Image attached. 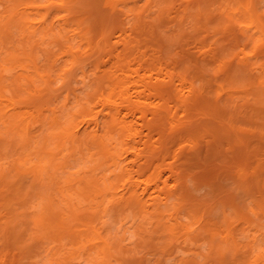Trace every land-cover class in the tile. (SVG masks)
I'll return each mask as SVG.
<instances>
[{"label": "rangeland", "instance_id": "374dc122", "mask_svg": "<svg viewBox=\"0 0 264 264\" xmlns=\"http://www.w3.org/2000/svg\"><path fill=\"white\" fill-rule=\"evenodd\" d=\"M10 3L12 1L5 5ZM31 3L37 6L52 3L40 12L52 14L48 22L50 19L52 26H55L53 35L39 23L41 18L38 10L29 9L27 19L34 22L30 31L35 34L24 32L22 36L17 34L16 37L36 46V62L42 70L54 75V89L51 90L50 97L44 95L49 91L44 92L42 97L27 95V99L19 104L16 111L4 104L3 111L26 114L23 124L28 125L32 146L23 158L27 159L26 169L33 171L26 175L24 185L27 190L41 192L45 196L51 193L53 203L58 206L57 210L62 212V219L72 229H60L58 233L49 229L47 224V228L41 233L48 231L44 243L26 253V245L31 240L25 239L23 243L14 244L5 231L8 228L12 231L24 227L20 221L25 216L29 220L27 235L33 234L36 231L34 220L41 216L47 217L48 211L39 196H35L28 205L15 203L6 208L4 203L11 197V191L2 192L7 189L2 185L0 264H238L239 261V264H264L256 255L264 250V114L257 115L249 108L258 107L254 94L258 88L255 86L261 84L260 88L264 89V30L261 33L257 28H247L246 25L251 20L250 17H244V9L240 3L232 0H128L126 6H120L126 12L120 19L127 23L124 25L128 27L127 31L122 34L120 28L109 23L108 27L112 30H107L105 38L98 31L95 16L86 19L88 14L83 1L31 0ZM17 4L18 8L26 6L20 2ZM257 4L256 9L263 16L264 22V0H258ZM228 15L233 17L235 23L228 21ZM209 16L211 17L208 18ZM80 18L85 20L84 23L80 22L83 20ZM242 35L249 36L251 44L245 41L248 37ZM120 40L125 41L123 43ZM243 51L249 53V59H244ZM243 60L249 62L245 65V74L239 78H229L227 68L232 64L238 65ZM28 61L8 64L2 71L9 90L15 88L12 85L15 78L22 74L34 75V68ZM162 65L165 68L162 69ZM169 72L175 76L174 86L183 97L190 96V91L186 88L194 82L207 88H203L206 101L209 100L215 107L220 103L223 108L217 111L215 108L210 109L212 111H209L208 116L195 111L192 117L177 100L172 101L168 96H158L156 91L152 93L143 89L145 81L150 84L154 80V84L157 82L163 85L164 81H169ZM143 75H146L145 81L142 80L145 79ZM147 76L152 80L148 81ZM180 76H186L187 81L179 79ZM101 77H105L104 80ZM99 78L104 82L101 86L97 85ZM186 82L188 86H185ZM112 84L118 86L112 88ZM219 86L226 90H220ZM181 87L185 90H181ZM117 88L119 89L114 90ZM248 90L251 92L247 93ZM181 91L187 93L182 94ZM127 92L134 101L143 104L148 114L141 119L140 110L135 112L138 116V122L134 126L135 132H138L135 139L129 137V131L109 134L114 138L107 140L106 145L111 152H116L115 161L120 163L117 167L113 160L101 157L98 149L89 152L87 148L88 143L99 134L95 117L99 114V120H103L105 113L109 111L108 108V111L104 110V114L101 113L104 109L103 94L121 102L120 94L126 93L127 97ZM138 96L140 97L137 98ZM160 98L163 103V100H169L167 102L169 106L172 105L170 107L174 113L173 117L165 116L166 130L155 124L149 128L146 124L152 117L151 112L161 107ZM47 99L48 102L43 101ZM53 109L58 111L59 116L71 112L66 115L67 118L76 114L75 121L72 124L70 122V128L80 131L76 139H69L64 144L65 147L58 149H55L60 141L57 136L62 128L54 123ZM230 116L233 121L229 124ZM84 118L89 119V122L76 129ZM129 118L131 120L132 116L129 115ZM191 118L194 124L186 131L175 125H181L180 122L186 125V121L188 124ZM65 120L66 117H63L62 121ZM225 125L228 129L226 132L213 130ZM118 128L119 126L116 127L117 132ZM0 129L2 134L6 132L4 125H0ZM14 133L15 130L5 133L7 139L11 140ZM50 134L53 136L49 139L51 144L47 149L56 154L53 162L50 161L49 154L41 153L43 143L39 142L43 136ZM86 137V141L83 140ZM146 138H152L147 141L148 145L144 143ZM218 139L221 153L226 155L219 154L220 157L217 155L213 158L210 155L216 149V142L213 140ZM241 140L245 141L235 150L234 146ZM129 143L135 144L137 151L135 149L134 153H126L124 149L131 146ZM8 148L9 146H0V170L7 171L8 179L15 182L17 177L14 176L16 172L12 163L19 154L14 150L6 153ZM245 148L248 152L242 162L238 154H242ZM91 153L95 155L92 156ZM99 158L100 164L97 165L95 159ZM122 167L126 168L123 169L124 172L120 170ZM176 171L178 175L175 174ZM45 172L49 174L39 176ZM94 175L112 180H117V175L123 176L115 181L114 194L107 196L102 206L95 194L86 198L80 189V181ZM130 178L134 179L132 182L135 188L126 197L133 196L134 202L129 199L127 205L120 200L127 190L123 184ZM157 183L161 187L165 186L162 193L156 189ZM147 185L149 193L145 194ZM62 192L70 198V204H75L73 218H67L71 210H68V202L63 198ZM153 197L158 199L153 200ZM159 199H162V203ZM18 209L24 211V214L16 218ZM88 212L94 213L95 218L87 219ZM13 213L16 221L7 223V217L13 216ZM46 222L49 223L50 220ZM89 226H97V230L111 242L112 248L108 255L104 252L105 245ZM241 258L245 261H241Z\"/></svg>", "mask_w": 264, "mask_h": 264}, {"label": "bare ground", "instance_id": "6f19581e", "mask_svg": "<svg viewBox=\"0 0 264 264\" xmlns=\"http://www.w3.org/2000/svg\"><path fill=\"white\" fill-rule=\"evenodd\" d=\"M9 1L10 2L12 1V4L10 3V5H5L6 2H9ZM76 1H83L86 4V11H87V14H88V17L86 18L87 20L89 18H91V16H95L94 20L97 23V26H99V30L98 31L102 33L103 38H105V36L107 34L106 32H107L108 29L112 30L110 26L108 27L109 23L114 25V26H117L118 28H120L122 30V32H123L122 34H125L124 32L127 31L128 27H124V25H127V23L126 22L124 23L120 19L121 16L126 15V12L120 6L121 5L126 6L128 0H76ZM232 1H237V3H240L241 8L244 9V13H243L244 17H246V18L250 17L251 23L246 25L247 28L248 29L257 28V29L260 30L261 33H263V30H264V22H263V19H262L263 16H261V13L259 11H257L258 9H256V5H258L257 4L258 0H249V1H247L248 3L246 2V0H232ZM19 2H20V4L21 3L26 4V6L24 8H18L17 7L18 6L17 3H19ZM26 2H29V3H26ZM51 5H52V3L47 4V5L37 6L34 3H31V0H0V125H4V127L6 128V132L5 133H7V134H8V132L10 130H15V133H14L15 135L13 136V138L11 140H8L7 139V134H5V133L2 134L1 133L2 130L0 129V146H3L5 148H7V146H9V148L6 150L7 151L6 153H8V151H13L14 150V151H17L16 153L19 154V157L15 160V162L12 163L14 171L16 172L14 176L17 177V180H15V182H11L12 180L10 181L8 179L7 171L0 170V186L3 185L5 187H7V189L2 190V192L10 193V191H11V197L9 196V199H8V196H7L8 201L4 203V206L6 208H8L9 206H11V205H13L15 203H18L19 205H28L35 196H39V197L42 198L43 205H44L45 209L48 211V216L47 217L41 216V217H38V218H36L34 220L35 225H36V231L33 234H28L27 235V232H28L27 225H28V221L29 220H27L25 216H22L23 218L25 217V219L22 218L21 221H20V222L23 223L24 227L20 228L19 230L13 229L12 231H10L11 229L8 228V230L5 231L8 239H12L14 244L23 243V240H25V239L26 240H31L30 244L26 245V253H30L31 250H34L35 248H37L39 244L44 243V238L47 237V235H48L47 232L48 231L43 233V234H41V233H42V231H44L47 228V224L49 225L48 226L49 229H51V230L54 229V231H57V232L60 229H62V230L64 229V231H69V230L72 229V228H70V226L69 227L67 226V222H65L66 220L64 221L62 219V218H64L63 215H62V212L60 210H57L58 206H55V204L53 203L52 196H50L51 193H48V196H49L48 197V196H45L44 193H41V192H37L36 193V192H34L33 190H30V189L27 190V187L24 185V179H25L26 175L29 172L33 171V170L26 169L27 168L26 167L27 159L23 158L24 155H26L25 153L32 146V136H31L30 131L28 130V125L23 124V122L26 120V118L24 117L26 114L24 112L23 113H18V111L10 114L9 111H6V112L3 111L4 110V108H3L4 104L8 108L12 107V110L16 111L19 108V104H23L25 99H27V95H35V96L37 95V96L42 97L44 92H46V91H49V92H47L44 95L50 97V94H52L51 90L54 89V87H53L54 75L51 72H46V71L42 70L41 66H39L37 64V62H36L37 58L35 57L36 46L35 45L31 46V45H29V43H24L25 41H23V40L21 41V40H19L16 37L17 34L22 36L24 32H26V34H29V33L35 34V32L30 31L31 25H33L34 22H32L31 20L27 19V16H28L27 10H29V9H37L38 10V16L41 18L39 23L43 25L42 27H44L47 30V32H49V33L51 32V34H52V31H54V27L55 26H52L53 24L50 23L51 22L50 19H49V22H48V18L52 14L50 12H47L46 14H42L40 12V10L42 8H47V7H50ZM210 17L211 16H209L208 18H210ZM226 17H225V19H226ZM228 17H229V15H228ZM228 17H227V19H228L229 22L235 23L234 20L232 19L233 17L232 18H230V17L228 18ZM80 19H83V18H80ZM84 21H85L84 19L80 20L81 23H84ZM24 28H26V29H24ZM53 33L56 34V32H53ZM128 35H129V33H128ZM242 36H244V35H242ZM244 37H248V38H245V41H247L249 44H251V41H250L251 39H249V36L246 35ZM182 38H183V36H182ZM125 40H120V41H122L124 43ZM108 41H110V40H108ZM105 42L108 43L107 40ZM117 43H118V41H117ZM262 45H264V44L262 43ZM26 46H28V48ZM112 46H113V44H112ZM69 51H72L71 48H69ZM243 53H242L243 57H245L244 59H249V53L246 52V51H243ZM122 58L123 57L121 56V59ZM23 60H29L28 61L29 65L33 66L32 68H34V71H33L34 75L33 76H30L28 74L20 75L18 78H15V80H14V82L12 84L15 88H13V90H9L8 89V85L6 84V81L3 80L4 77L2 75V71H4L7 68L8 64L13 65V64L21 62ZM30 63H32V65ZM248 63L249 62L247 60H243V62L238 64V65L237 64L236 65L232 64L230 67H228L227 68V74H228L229 78H232V79H233V77L239 78L243 74H245V72L247 70L245 65H247ZM162 66H161L162 69L165 68L164 65H162ZM139 74L140 73H138V75ZM202 74H203V71H202ZM109 75H110V73H109ZM167 75L169 77V81H166V82L164 81L163 85H162V83H161V85L157 84L156 81H155L156 84H154V82H153L154 80L151 81L152 78L150 80L149 76H147L149 78L147 80L148 81L150 80L151 83H153L154 85L151 84V83H150L151 85L148 84L149 82L145 81L146 80V78H145L146 75H145V77L143 75V77L145 79L141 78L142 75L139 78H141L142 80L145 81L143 89H147L148 91H151V92L152 91H154V92L156 91L159 94L158 96H162L163 98L165 96H168V99L172 100V101L173 100L174 101L177 100L178 104H180L182 107L184 106L183 108H185V112H188V114H190L192 117H193L192 114H194L195 111L199 112V114H201V115L208 116L209 111H212L210 109L215 108L216 111H217L219 108L220 109L223 108L220 103H217L218 105H216V107H215V105H212V104H210L208 102L209 100L206 101L205 99H207V98L205 97V92L203 90V88H205V87L202 88L201 87L202 85L201 86H200V84L196 85V83H194V82L191 83V86H188V82H186L185 84H187V85H185V86H188V88L183 86L182 83H181V85L183 87H185L186 90L189 89L188 91H190V96L189 97L188 96L187 97L184 96L185 97L184 98L183 95H181L180 93L177 92L178 90L174 86V81H175L174 77L175 76L173 77V74L170 73V72L167 73ZM151 77H153V76H151ZM34 78H36V79H34ZM101 78L104 80L105 77H101ZM139 78H138L137 81H139ZM102 79H100L99 83L97 84L98 86H99V84L101 86V84L104 83ZM179 79H181L182 81H187L186 76H180ZM243 80H244V78H243ZM115 81H117V79ZM37 82H40V84H37ZM115 83H117V82H115ZM140 83L138 84L139 86L142 85V83H141V85H140ZM158 83H160V81ZM183 84H184V82H183ZM114 85H113L112 88L118 86L117 84H116L117 86L116 85L114 86ZM98 86H97V88H98ZM260 86H262V85L259 84V85L255 86L258 89L256 91H254V94L256 95L255 98H257L256 104L258 103V107L257 106L249 107V108H252L253 109L252 111L254 113H256L257 115H260L262 113L264 114V108H262V105L264 106V89L260 88ZM136 87H138V86H136ZM177 87H179V86H177ZM185 88H183V89L185 90ZM118 89L119 88L114 89V90H118ZM183 89L181 87V90H183ZM221 89L222 90H226V88L223 87V86L220 87V90ZM137 90H139V89H137ZM141 90H142V87H141ZM205 90H207V88H205ZM142 91H144V90H142ZM154 92H152V93H154ZM181 92H182V94L187 93V91L184 92V93H183V91H181ZM225 92L227 93V91H225ZM246 92L249 93V92H251V90H248ZM8 93H11V95H8ZM136 93H139V91L138 92L136 91ZM146 93L149 94V92H146ZM188 94H186V95H188ZM220 94L222 95L223 93L221 92ZM89 95L90 94H88V96ZM127 95L128 96L126 97V93L120 94L121 102H117V101L113 100V98L111 96H107L106 94H103V106H104V109H103V111L101 110V113H103L104 110H106V109H107L106 111H108V108H109V111L105 113V119H103V120L102 119L99 120L100 119V117H99L100 115L99 114H98L99 116L97 115V117H95V120H96V124L95 125L98 128L99 134H97V136H96L97 138L96 139H93V140H91L88 143V148H87L89 150V152H91V150H93V149H98L101 157L105 156L106 159L113 160L114 164L118 165L117 167H119L120 163L115 161L116 160V155H115L116 152H111L109 147L106 145V141L107 140H112L114 138L113 135H109V134H114L115 135V132L116 133H119V132L122 133V132L129 131V137L135 139V137L138 136L137 135L138 132H135V127H134L135 124L138 122L137 121L138 120V116H136L135 112L137 113L140 110L139 118H141V119L146 118L147 114H148L147 113L148 111L146 112V109L143 108V104L142 103H140L139 101H134L132 95L129 94L128 92H127ZM226 96H229V95H226ZM78 97H79V95H78ZM139 97L140 96H138L137 98H139ZM223 97H225V96H223ZM48 99L47 100H43V101L44 102H46V101L48 102ZM166 99H167V97H166ZM160 100L162 102L161 98H160ZM169 100H163L164 101V103L162 102L163 104H161V102H160L161 107H157L154 111L151 112L152 117L149 119L148 123H146L149 126V128L151 127V125L155 124L156 126L158 125V126L162 127L164 130H166V128H167L166 126L167 125H166V123L164 121L165 120V116L166 115L167 116L170 115V117L174 116V113L171 110L172 105H170L171 106L170 107L169 106V102H167ZM40 101H41V99H40ZM172 101H170V103ZM224 101H226V100H224ZM255 101L256 100H254V102ZM216 102H218V101H216ZM246 102L249 103V101H246ZM37 103H39V102H37ZM256 104L253 103V105H256ZM123 105H125L126 107H122ZM245 106H246V104H245ZM124 110H126L127 112H125ZM53 111L55 113V121H54V123L57 124L58 127L62 128L61 133L57 136V138L60 139V141L56 145L55 149H58L60 147H62V148L65 147L64 144H66V142L69 139H73V140L76 139L77 135L79 134L80 131H78V130L74 131L72 127H71L72 129L70 128V125L75 121V116H77L76 114L71 115L70 118H67L66 115L70 114L71 112H68L66 115H63V116L60 115L59 116V114H57L58 113L57 110L53 109ZM218 113H220V112H218ZM188 114H186V115H188ZM129 115L132 116L131 120H129L130 119ZM63 117H66L65 121H62ZM188 117H190V116L188 115ZM214 117H213V119L215 120ZM216 117L219 118V115H217ZM231 117L232 116H230V118ZM221 118H223V117H221ZM227 118L229 119V117H227ZM141 119H139V120H141ZM228 119L225 118V120H228ZM182 121H184V119ZM231 121H233L232 118L230 119L229 124H230ZM70 122H71V124H70ZM88 122H89V119L85 120V118H84L75 128L78 129L81 124L88 123ZM68 123H69V125H67ZM175 123L176 122H174V124ZM180 123H181V125L184 124V122L183 123L180 122ZM193 124H194V120L191 118L190 120H188V124H187V121H186V125L187 126L186 125L181 126V125H178V124H175V125L185 129V131H186ZM175 125H174V128H175ZM117 126H119L118 132L116 131V127ZM21 127H23V128L21 129ZM213 127H214V125H213ZM22 130H24V131H22ZM213 130H215L216 132H220V133L223 130L224 131L225 130L228 131V129H226V125L224 127L222 126V128H220V127L217 128L216 127ZM19 131H22V133H20ZM263 132H264V128H263ZM16 135H18V137H16ZM52 136H53L52 134L48 135L47 137L43 136V138L39 141L40 144H41V141L43 143L42 146L40 147L41 153L42 154H49L48 156H50V161L51 162H53L55 157H56L55 153H52V152L48 151V149H47L50 146L49 144H51V143H49V139ZM226 136H230V135H226ZM223 137H225V136H223ZM230 138H231V136H230ZM86 139H87V137L84 138L83 140L86 141ZM146 139H147L146 141H145V139L143 140V141H145L144 142L145 144L148 143L147 141L150 138L149 139L146 138ZM243 139H245V138H243ZM219 140L220 139L213 140V141L216 142V144L214 143L215 146H216L215 147L216 149H215L214 152L212 151L213 152L212 154H210L213 158H216L217 155H219V154H222V156L226 155L225 153H221V149H220V144L221 143H220ZM242 140H241L240 143H237L236 146H234L235 150H236V148L238 149V147L241 146L242 143H244L245 140L244 141H242ZM9 142H12V143H9ZM144 143H142V144H144ZM62 144H63V146H62ZM148 144H146V145H148ZM159 144H160V142H159ZM149 147L150 146H148V148ZM154 147H156V146H154ZM136 148L137 147H135V144H133L131 146H128L126 149H124V151L126 153H132L133 151H135ZM196 150H198V149H196ZM247 150L248 149L245 148L244 152H242V154H241V152L239 154L237 153L238 157L241 156L240 159H241L242 162H244L245 156H246V154L248 152ZM136 151H137V149H136ZM95 154H97V152ZM95 154L91 153L92 156H94ZM137 154H139V152ZM219 157H220V155H219ZM100 160H101V158L95 159V161H97L96 162L97 165L100 164ZM120 160H121V157L119 156V161ZM147 163H148V161H147ZM144 166H146V164H144ZM240 166H241V164H240ZM53 167L56 169V165H54ZM147 167H148V164H147ZM6 169H8V167H6ZM123 169L125 170L126 168H123V167L120 168L121 172H124ZM139 169L141 170V168H138V170ZM172 169H173V171H175L174 168H172ZM172 169H170V170H172ZM240 173H241V171H240ZM44 174L48 175L49 173L45 172V173H42L39 176H43ZM175 174L178 175V171H176ZM119 177H123V176L122 175H117V177L115 178L117 180H112L111 178L110 179H104V178H101V177L97 178V177H95V175L93 177H91V176L90 177H86V178H83L80 181L81 182L80 189L82 191V194H84L86 198H91L95 194V197L100 200L99 201V205L102 206L105 203V201H106V197L114 194L113 188L116 185L115 181H118ZM211 177H212V175H211ZM234 178H235V176H234ZM132 179L133 178H130L129 180H127L123 184V187L125 189H127V190L125 191L124 195L121 197L120 201L121 202L124 201L123 203L124 204L126 203L127 205H128L127 202H128L129 199H131L132 202H134L133 196H131L129 198L126 197L128 195V193H130L131 191H134L135 186L133 185V182H132L134 179L133 180ZM262 181H264V180H262ZM246 182H247V180H246ZM163 184L165 185V182H163ZM261 184L263 185V183H261ZM131 185H133L134 187L131 186ZM256 185H258V184H256ZM249 187H251V186H249ZM156 189L158 190L159 193H162L164 191V189H165V186L161 187V185L157 183L156 184ZM247 190H248V188H247ZM250 191H251V189H250ZM147 193H149V186L145 188V194H147ZM62 194H63V198L65 199V201L68 202V210H71V214L67 218L75 217L74 216L75 215V211H74V208H73L75 204H73V205L70 204V198L68 196H66L63 192H62ZM262 194H264V193L262 192ZM1 195L2 194L0 193V196ZM158 197H160V196H158ZM152 199L153 200H157L158 198H156V197L154 198L153 197ZM222 200L223 199H221V201ZM158 201H160L162 203V199L161 200L159 199ZM260 204H261V202H260ZM137 208H140V206H137ZM19 211H18V213H15L16 214V218L18 216H21V215L24 214V211H21V210H19ZM11 213H12V211H11ZM88 213L89 214L87 216L88 217L87 219L92 220V219L95 218L94 213H91V212H88ZM8 214H9V212L7 213V215ZM96 214H98V213H96ZM12 215L13 216L7 217V223L11 222L13 220L16 221L14 213ZM19 220H20V218H19ZM48 220H50L49 223L46 222ZM89 229H91V231L93 233L97 234L98 237L101 239L102 243L105 245L104 252H105L106 255H108L110 253L111 248H112V244L109 241V239L105 238L97 230V226H95V227H93V226L90 227L89 226ZM232 238H233V236H232ZM257 253H256V255L258 256L257 259L258 260L261 259V260L264 261V250L262 252L260 250V253H258V254ZM224 256L225 255H223V257ZM223 257L221 256L222 259H224ZM245 258H246V256H245ZM243 259L241 258V261H245V259L244 260ZM238 261H239V259H238ZM246 262L248 263L247 259H246ZM134 263H136V262H134ZM239 263H240V261H239ZM62 264H66V262L62 263ZM67 264H69V263H67ZM241 264H244V263L241 262Z\"/></svg>", "mask_w": 264, "mask_h": 264}]
</instances>
